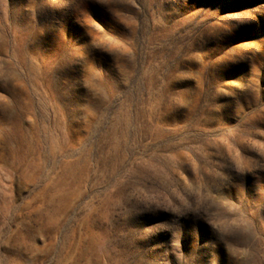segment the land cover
I'll return each mask as SVG.
<instances>
[{"label": "rangeland", "instance_id": "obj_1", "mask_svg": "<svg viewBox=\"0 0 264 264\" xmlns=\"http://www.w3.org/2000/svg\"><path fill=\"white\" fill-rule=\"evenodd\" d=\"M0 264H264V0H0Z\"/></svg>", "mask_w": 264, "mask_h": 264}]
</instances>
